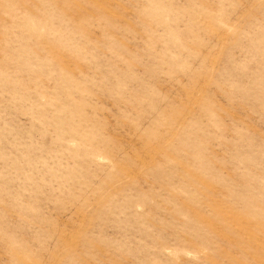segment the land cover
<instances>
[{"label": "rangeland", "instance_id": "374dc122", "mask_svg": "<svg viewBox=\"0 0 264 264\" xmlns=\"http://www.w3.org/2000/svg\"><path fill=\"white\" fill-rule=\"evenodd\" d=\"M0 264H264V0H0Z\"/></svg>", "mask_w": 264, "mask_h": 264}]
</instances>
